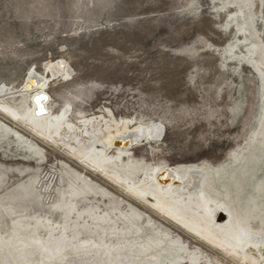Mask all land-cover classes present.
Here are the masks:
<instances>
[{
    "label": "rangeland",
    "instance_id": "obj_1",
    "mask_svg": "<svg viewBox=\"0 0 264 264\" xmlns=\"http://www.w3.org/2000/svg\"><path fill=\"white\" fill-rule=\"evenodd\" d=\"M263 4L0 0V88L7 89L0 103L17 110L34 107L31 95L23 91L29 71L47 76L48 62H64L71 78L52 80L47 93L56 114L71 106L69 123L78 138L88 141L93 135L104 142L112 118L133 121L132 130L158 123L163 129L160 139L136 143L123 157L135 176L157 167L179 170L182 176L198 169L208 176V193L225 202L241 201L244 207L257 195L264 210V81L250 63L253 45L264 41ZM0 119L38 144L40 155H31L82 189L80 180L87 179L106 191L108 196L90 194L167 246L181 239L187 249L174 250L184 257L201 252L202 264H242L198 243L72 156L70 146L35 138L31 122L1 112ZM10 141L27 151L21 141ZM132 211L144 219L136 220Z\"/></svg>",
    "mask_w": 264,
    "mask_h": 264
},
{
    "label": "bare ground",
    "instance_id": "obj_2",
    "mask_svg": "<svg viewBox=\"0 0 264 264\" xmlns=\"http://www.w3.org/2000/svg\"><path fill=\"white\" fill-rule=\"evenodd\" d=\"M252 50L253 52L250 53L251 66L264 81V41L261 45L255 43ZM66 68L68 65L64 62H52V64L48 62L45 65L47 76L40 75L35 69H31L23 91L31 95L34 107L24 106L17 110L10 105L0 103L2 115L5 114L12 120L22 119L31 122L33 126L31 135L37 139L41 137L70 146L69 151L72 156L105 174L109 180L111 179L120 187L125 188L131 197L147 203L157 214L159 213L169 222L189 233L198 243L201 242L212 250L221 251L238 263L264 264V210L259 208L261 204L259 205L257 195H252V200L247 203L246 207L241 201L237 203L225 202L217 194L208 193L211 189V186H207L208 176L204 171L198 169H190L182 176L179 170L157 167L150 171L143 169L142 172L145 173L142 177L135 176L133 171L129 170L130 165L125 163L123 157L137 146L136 143L145 144L153 139H160L163 135L162 127L155 123L149 127L138 126L132 130L133 121L126 119L118 122L112 118L113 125L110 121L106 125L107 135L104 142L93 135H90L88 141L78 138L76 127L69 123L71 106L68 105L56 114L53 112L52 102L50 103L52 98L47 93L52 80L64 78L68 81L71 78L69 69ZM50 74L52 78L49 77ZM6 91L5 86L0 88V98L7 95ZM42 95L46 99H41L37 104V99ZM92 123L90 122L89 125ZM100 124L98 123L94 129H97ZM78 130L81 131V129ZM99 133L95 132L100 136ZM0 134L9 140L21 141L29 153L40 155L37 143L22 138L20 132L1 119ZM259 136H256L257 140L263 143ZM108 148L110 149L108 150ZM113 151H115L114 155H112ZM75 175L80 180L78 174L75 173ZM80 181L84 184L83 189L88 193L109 195L106 191L89 183L87 179ZM212 191L216 190L213 188ZM256 192V194H260L262 191ZM132 213L136 220L144 219L141 212L132 211ZM176 246L183 251L187 249L181 239L173 240L170 248L174 250ZM201 254V252H193L187 259L194 264H202L204 257Z\"/></svg>",
    "mask_w": 264,
    "mask_h": 264
},
{
    "label": "water",
    "instance_id": "obj_3",
    "mask_svg": "<svg viewBox=\"0 0 264 264\" xmlns=\"http://www.w3.org/2000/svg\"><path fill=\"white\" fill-rule=\"evenodd\" d=\"M0 264L194 263L0 134Z\"/></svg>",
    "mask_w": 264,
    "mask_h": 264
},
{
    "label": "snow or ice",
    "instance_id": "obj_4",
    "mask_svg": "<svg viewBox=\"0 0 264 264\" xmlns=\"http://www.w3.org/2000/svg\"><path fill=\"white\" fill-rule=\"evenodd\" d=\"M41 99H46V97H41V98H38V99H37V104H39V103H40V100H41Z\"/></svg>",
    "mask_w": 264,
    "mask_h": 264
}]
</instances>
